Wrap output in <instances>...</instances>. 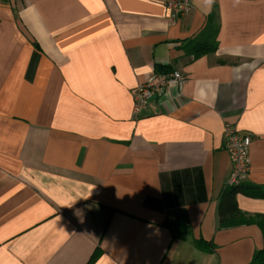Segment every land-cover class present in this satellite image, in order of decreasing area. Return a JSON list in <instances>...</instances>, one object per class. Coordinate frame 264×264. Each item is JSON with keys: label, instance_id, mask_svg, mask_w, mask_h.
Returning a JSON list of instances; mask_svg holds the SVG:
<instances>
[{"label": "crops", "instance_id": "1", "mask_svg": "<svg viewBox=\"0 0 264 264\" xmlns=\"http://www.w3.org/2000/svg\"><path fill=\"white\" fill-rule=\"evenodd\" d=\"M164 1H0V264H250L263 249L259 226L220 228L218 209L226 124L252 139L243 183L264 187V0L178 18ZM211 14L215 49L196 57ZM155 72L184 85L135 114ZM237 202L264 216V198Z\"/></svg>", "mask_w": 264, "mask_h": 264}, {"label": "built area", "instance_id": "2", "mask_svg": "<svg viewBox=\"0 0 264 264\" xmlns=\"http://www.w3.org/2000/svg\"><path fill=\"white\" fill-rule=\"evenodd\" d=\"M164 3L171 15L176 18L192 13L195 7V0H165ZM183 85L184 78L178 72L153 73L144 83L132 90L134 113L138 114L146 108L154 96L159 98L168 95L173 87L180 91L179 89H182ZM223 144L233 164L227 184L229 186L240 185L247 179L251 169L252 139L250 135L239 132L235 126L226 124L223 132Z\"/></svg>", "mask_w": 264, "mask_h": 264}, {"label": "trees", "instance_id": "3", "mask_svg": "<svg viewBox=\"0 0 264 264\" xmlns=\"http://www.w3.org/2000/svg\"><path fill=\"white\" fill-rule=\"evenodd\" d=\"M214 14L209 17V22L207 28L202 32L203 36H206L205 41L197 40L196 43L192 44V52H194L196 57L207 54L215 49L216 44V31L214 32L212 28V21ZM210 41V42H209ZM190 43H193L191 41ZM161 73V72H160ZM239 194L253 197V198H264V187L255 186L250 183H241L237 186H226L222 191L219 198V227L228 228L232 226L239 225H257L261 228L264 235V216L261 217H249L242 213L237 202V196ZM179 225V224H178ZM184 225L180 224L182 227ZM178 226V228H180ZM186 226V223L184 227ZM183 227V228H184ZM200 242V243H199ZM196 243L197 247L202 250L206 249L204 243L199 241ZM250 264H264V247L263 249L254 257Z\"/></svg>", "mask_w": 264, "mask_h": 264}, {"label": "water", "instance_id": "4", "mask_svg": "<svg viewBox=\"0 0 264 264\" xmlns=\"http://www.w3.org/2000/svg\"><path fill=\"white\" fill-rule=\"evenodd\" d=\"M156 98H157V97H156V96H154V97L151 99V101H152V100H154V99H156Z\"/></svg>", "mask_w": 264, "mask_h": 264}]
</instances>
